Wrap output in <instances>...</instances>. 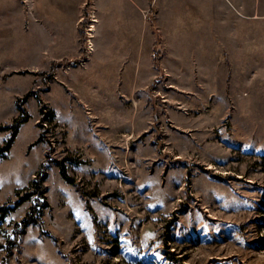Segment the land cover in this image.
<instances>
[{"label":"rangeland","instance_id":"obj_1","mask_svg":"<svg viewBox=\"0 0 264 264\" xmlns=\"http://www.w3.org/2000/svg\"><path fill=\"white\" fill-rule=\"evenodd\" d=\"M21 116L9 147L0 130V264H264V0H0V125Z\"/></svg>","mask_w":264,"mask_h":264},{"label":"crops","instance_id":"obj_2","mask_svg":"<svg viewBox=\"0 0 264 264\" xmlns=\"http://www.w3.org/2000/svg\"><path fill=\"white\" fill-rule=\"evenodd\" d=\"M152 31L154 32V30L152 29ZM157 33V32H156ZM155 33V35H154V37L151 39V43H150V45H149V47H147V49H146V53L144 54V61H145V65H146V67H145V69H144V71H143V75H142V77L141 78H138L139 77V75L136 77V80H133V81H135V82H137L138 84H137V86H139L140 87V89L142 90V85H143V83H145V84H147L148 83V86L149 85H151V83L150 82H153V81H155V80H157V77L159 76L158 74H159V72H158V70L156 69V65L153 63V61L155 60V58H154V53H155V41H156V39H157V37H160L159 36V34L157 33L156 34ZM250 50H252L251 48H250ZM247 51H248V49L247 48H242L241 50H239V51H237V50H224V58L226 59V60H230V61H233L234 59H235V61L233 62V64H231L230 63V65L231 66H238V67H245V66H247L248 64H249V62H248V59H247ZM171 52L170 51H166L165 50V53L163 54V56H164V58L166 57V58H169V57H172L171 56V54H170ZM63 55H62V53H60L59 55H53L51 58L52 59H57V58H61ZM160 57V56H159ZM235 57V58H234ZM162 58V57H161ZM234 58V59H233ZM141 59V61H142V57L140 58ZM215 61H216V63H214L213 65L214 66H222L223 64H222V62H219V63H217L218 61H220V60H222V59H218V58H216V59H214ZM210 65L212 64V63H209ZM204 65H206L207 66V63H205ZM163 66H166L167 67V65L166 64H164ZM168 68V67H167ZM170 69V68H169ZM168 83H171V84H174V83H172V82H170V81H167ZM146 86V85H145ZM158 88H159V86H157ZM151 88V87H150ZM149 89V88H148ZM148 89H147V91H148ZM187 90H189V89H187ZM221 90V86H219V91ZM195 92H197V98H199L202 94H203V92H198V91H195ZM151 94V93H150ZM133 102H136V99H134L133 100ZM141 126H140V128H139V130L137 131V132H139V131H141ZM130 134V133H129ZM151 140V139H150ZM150 144H151V141H150ZM142 147H143V150H144V153H150L151 152V147H150V145L149 144H147V143H144L143 142V144H142ZM119 177V176H118ZM114 178V177H113Z\"/></svg>","mask_w":264,"mask_h":264},{"label":"trees","instance_id":"obj_3","mask_svg":"<svg viewBox=\"0 0 264 264\" xmlns=\"http://www.w3.org/2000/svg\"><path fill=\"white\" fill-rule=\"evenodd\" d=\"M153 30L157 32V30L154 29V26H153ZM159 48H160V37H157L155 41V53H154V58L156 61H157L158 56L161 55ZM20 109L21 111H24V108L22 106H20ZM25 120H27V117L21 116V117L15 118L14 122L10 125H3V126L0 125V130L1 129H12V136L7 142L6 147H9L10 143L12 142L15 135L17 134L21 123L24 122ZM41 136H40V139H41ZM64 174L70 181L74 180L73 178L69 177L66 173ZM45 178H46V171L41 170L37 172L32 181V185H34L35 190H31L30 192L26 193V197H28L31 194L38 195V197H40L39 198L40 201L38 205L36 204L32 205L30 209L27 211V214L22 218L21 220L22 229L29 223H40V224L42 223L41 210H42V207L47 204V202H45V199H46L45 193H46L47 188L43 184V181Z\"/></svg>","mask_w":264,"mask_h":264},{"label":"bare ground","instance_id":"obj_4","mask_svg":"<svg viewBox=\"0 0 264 264\" xmlns=\"http://www.w3.org/2000/svg\"><path fill=\"white\" fill-rule=\"evenodd\" d=\"M91 20H92V22L89 24V29H88L89 37H88V41H87V47L89 48V50L92 49L94 46L92 37H93L95 29H96L95 23L98 21V17L94 14Z\"/></svg>","mask_w":264,"mask_h":264}]
</instances>
